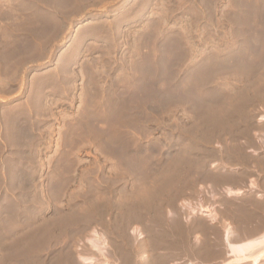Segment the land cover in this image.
Listing matches in <instances>:
<instances>
[{
	"label": "rangeland",
	"instance_id": "374dc122",
	"mask_svg": "<svg viewBox=\"0 0 264 264\" xmlns=\"http://www.w3.org/2000/svg\"><path fill=\"white\" fill-rule=\"evenodd\" d=\"M263 141L264 0H0V264L232 261Z\"/></svg>",
	"mask_w": 264,
	"mask_h": 264
},
{
	"label": "bare ground",
	"instance_id": "6f19581e",
	"mask_svg": "<svg viewBox=\"0 0 264 264\" xmlns=\"http://www.w3.org/2000/svg\"><path fill=\"white\" fill-rule=\"evenodd\" d=\"M264 142V141H263ZM225 192H226V194H228V196H238V195H240V192L239 191H237V193H233V191H232V189H229V187H226L225 188ZM242 203V202H241ZM238 204V203H237ZM239 204H240V202H239ZM250 204V203H249ZM254 204V203H253ZM244 205V204H243ZM245 205H246V203H245ZM257 205V204H256ZM247 206H248V204H247ZM246 206V207H247ZM254 206V205H253ZM257 206H259V205H257ZM262 206V205H261ZM238 206H236V208H237ZM239 207H241V205L239 206ZM250 207V206H249ZM252 207V206H251ZM184 208L185 209H187L189 212L188 213H190V215H197V214H205V216L206 217H208L210 220H212L213 221V219H214V214H212V208H210V209H201V207H200V203H195V205H190V204H185L184 205ZM235 208V209H236ZM241 208H243V207H241ZM245 208V207H244ZM243 208V209H244ZM254 208V207H253ZM257 208V207H256ZM234 209V210H235ZM240 209V208H239ZM238 208L236 209V210H239ZM242 209V210H243ZM248 209V208H247ZM247 209H245V210H247ZM254 210V209H253ZM256 210V209H255ZM254 210V211H255ZM258 210V209H257ZM249 211H250V209H249ZM235 212V211H234ZM244 212V211H243ZM243 212H241V213H243ZM251 212V211H250ZM256 212V211H255ZM238 213H239V211H238ZM237 213V214H238ZM247 213V212H246ZM249 213V212H248ZM252 215H253V213H251ZM255 214H257V213H255ZM241 215V214H240ZM243 216V215H242ZM256 216V215H255ZM262 216H263V214H262ZM237 217V216H236ZM247 217V216H246ZM261 217V216H260ZM259 217V218H260ZM189 218V217H188ZM239 218V217H238ZM242 218V217H241ZM251 219H253L252 217H251ZM251 219H249V220H251ZM241 220V219H240ZM248 220V219H247ZM255 220V219H254ZM257 220V219H256ZM263 220V219H262ZM258 221H260V220H258ZM239 222V221H238ZM244 222V221H243ZM242 222V223H243ZM263 222V221H262ZM241 223V226L243 225ZM260 223V222H259ZM249 224V223H248ZM248 224H246V226H248ZM252 224V223H251ZM251 224H249V225H251ZM255 224V223H254ZM258 224V223H257ZM240 226V227H241ZM244 226V229H242V228H237V226L235 227L234 226V229L235 230H233V228H232V226H229V225H226L225 227H223L222 228V233L221 234H223V237L225 236V242L228 244V248H229V251H230V253H231V255H233L234 257V259H232V263L231 264H240V263H245V261L247 262V260H249V261H251L252 262V264H256L257 262H258V260L260 259V257H261V259L262 258H264V232H262L261 230H263L264 229V224L262 225V224H260V226L259 227H257L258 229H255V227H254V225H251L252 226V229L254 228V231L256 230V233H257V230H260L262 233L260 234V236L258 237V238H254L253 240H247L248 242H243L244 241V239H242V241H241V238H244V237H247V235H249V232H250V230H252V229H249V226L248 227H245V224L243 225ZM245 228H247L248 229V231H247V229L245 230ZM253 231V232H254ZM131 232L136 236V240H139V239H141L142 238V235L140 234V232H138L137 231V229H132L131 230ZM210 232H211V230H210ZM247 232V233H246ZM213 233V232H212ZM219 233V232H218ZM251 234H254V233H252V232H250ZM91 235H90V237L87 239V241H86V243L88 244V246H89V248H90V251H93V252H95V254L96 255H98V257L103 261V263L102 264H106L107 263V248H108V245H107V243H106V240H105V238L102 236V235H100L99 233H97L96 231H92L91 233H90ZM233 234V236H235V237H232V238H234V240L236 239V241L238 242L239 240V244L238 243H235L234 242V240L232 239V241L235 243V244H231L230 242H232L230 239H229V237L231 236ZM217 236V235H216ZM222 237V238H223ZM210 238V237H209ZM231 238V237H230ZM238 238H240L239 240H238ZM207 239V238H206ZM222 240H224V239H222ZM230 240V241H229ZM196 242H198L199 241V239L198 238H196V240H195ZM200 242V241H199ZM198 242V243H199ZM207 242V241H206ZM214 242V241H213ZM221 242V241H220ZM223 242V241H222ZM240 242H242V243H240ZM202 243V242H201ZM212 245V244H211ZM87 246V247H88ZM204 246V245H203ZM88 248V249H89ZM261 248H263V250H261ZM206 249H208V248H206ZM225 249V248H224ZM202 251V250H201ZM200 251V252H201ZM209 251V250H208ZM211 251V250H210ZM203 252H205V250L203 251ZM202 253V252H201ZM211 253V254H210ZM209 254H206V256L208 255H210L209 256V259H211L212 257H214L215 256V254L216 253H218L219 254V252H216V253H213L212 254V252H210ZM221 253V252H220ZM198 254H199V252H198ZM205 254V253H204ZM202 255V254H201ZM200 256V255H199ZM205 256V255H204ZM208 256L206 257V259L208 258ZM220 256H222V254L220 255H218V257H220ZM79 258V260H80V262L82 263V264H96V259H93V258H86V257H83V256H78ZM201 257H203V255L201 256ZM216 258H217V256H215ZM221 258V257H220ZM213 259V258H212ZM224 259V258H223ZM96 260V261H95ZM99 260V259H98ZM158 264V263H157Z\"/></svg>",
	"mask_w": 264,
	"mask_h": 264
},
{
	"label": "crops",
	"instance_id": "0c3cea01",
	"mask_svg": "<svg viewBox=\"0 0 264 264\" xmlns=\"http://www.w3.org/2000/svg\"><path fill=\"white\" fill-rule=\"evenodd\" d=\"M249 209H250V211H249ZM255 210V209H254ZM253 209H251V208H248L247 210H245V212H243V213H241L242 211L239 209V213H238V210H236L237 212H236V214L239 216V218H237L243 225L245 224V227H248L249 226V224H251V225H254V223H255V225L256 226H254L255 227V229H258L257 227H259L260 226V224H264V217H260V215H258V214H255V213H257V212H255ZM247 212V213H246ZM249 212V213H248ZM251 213H253V215L251 214ZM241 214V215H240ZM243 215V216H242ZM256 215V216H255ZM247 216V217H246ZM242 217V218H241ZM251 217L253 218V219H251ZM260 217V218H259ZM241 219V220H240ZM248 219V220H247ZM249 219H251V220H249ZM255 219V220H254ZM257 219V220H256ZM263 219V220H262ZM258 220H260V221H258ZM263 221V222H262ZM260 222V223H259ZM249 223V224H248ZM258 223V224H257ZM246 224H248V226H246ZM241 226L242 227V229H244V226ZM250 225V229H252V226ZM259 225V226H258ZM247 228H245V230H246ZM247 231H248V229H247ZM254 228L252 229V230H250V232H252V233H254V234H256V230L254 231ZM258 231V230H257ZM249 232V235H247V236H251V235H253V234H251ZM247 233V232H246ZM254 237H252L251 239H247V240H252ZM205 253V254H204ZM206 254H207V252L205 251V252H203V255H205V257H206ZM221 257V258H220ZM220 257H218V258H220V259H222L223 258V256H220ZM232 263V261H229V262H227V263H225V264H231Z\"/></svg>",
	"mask_w": 264,
	"mask_h": 264
},
{
	"label": "flooded vegetation",
	"instance_id": "af4514ba",
	"mask_svg": "<svg viewBox=\"0 0 264 264\" xmlns=\"http://www.w3.org/2000/svg\"><path fill=\"white\" fill-rule=\"evenodd\" d=\"M217 227H220V226L217 225ZM259 236H260V235H258V237H259ZM222 237H223V234H222V236H221V242L223 241L222 243L225 245V248H226V247L228 248V244L225 242V236H224L223 238H222ZM230 237H231V238H230ZM230 237H229V239L232 241V239L234 240V238H232V237H235V236H233V234H232ZM258 237H257V238H258ZM235 238H236V237H235ZM222 239H224V240H222ZM236 239H237V238H236ZM236 239L234 240V242L239 244V241H240L239 239H240V238H238V240H239L238 242L236 241ZM242 239H243V238H241V241H242ZM253 239H254V238H253ZM253 239H252V240H253ZM230 240H229V241H230ZM245 241L248 242L247 240H244L243 242H245ZM249 241H250V240H249ZM230 243L232 244L233 241L230 242ZM235 243H233V244H235ZM240 243H242V242H240ZM261 250H263V248H261ZM227 251H228V254H229L228 257H232V259H234V258H233L234 256L231 255V253H230V251H229V248H228ZM221 254H222V256H223V253H220V255H221ZM218 255H219V254H218ZM230 261H231V260H230ZM263 261H264V258L261 259V257H260V259L258 260V262H257L256 264H264ZM219 262H221V261H219ZM227 262H229V261H227ZM227 262H226V263H227ZM246 263L252 264V262L249 261V260H247V262L245 261V263L242 262V263H240V264H246Z\"/></svg>",
	"mask_w": 264,
	"mask_h": 264
}]
</instances>
